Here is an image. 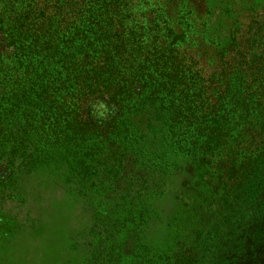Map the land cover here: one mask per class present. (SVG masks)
Wrapping results in <instances>:
<instances>
[{"label": "trees", "instance_id": "trees-1", "mask_svg": "<svg viewBox=\"0 0 264 264\" xmlns=\"http://www.w3.org/2000/svg\"><path fill=\"white\" fill-rule=\"evenodd\" d=\"M137 1L148 6L149 0H0V176L10 173L2 158L13 123L23 128L15 143L40 155L44 141L27 139L39 118L57 121L65 150L90 133L109 148L124 122L151 109L173 156L193 160L224 209L263 194L264 4L234 20L215 49L185 41L197 30L168 18L167 8L140 10ZM96 105L103 118L92 112ZM132 204L137 228L144 212ZM197 223L201 236L217 221ZM185 241L178 238L176 255L162 264H199L195 241ZM108 242L119 260L122 247L115 237ZM139 246L131 255L140 264H160V254Z\"/></svg>", "mask_w": 264, "mask_h": 264}, {"label": "rangeland", "instance_id": "rangeland-1", "mask_svg": "<svg viewBox=\"0 0 264 264\" xmlns=\"http://www.w3.org/2000/svg\"><path fill=\"white\" fill-rule=\"evenodd\" d=\"M147 3L137 1V9L167 8L168 18L197 30L198 37L185 41L217 49L226 42L230 24L264 0ZM225 44L229 47V41ZM32 90L41 92V87ZM92 112L100 119L105 109L96 105ZM130 119L110 136L109 148L90 133L68 151L58 142L57 121L39 118L27 139L44 141L40 155L25 142L15 143L23 128L11 125L5 138L12 141L2 158L10 173L0 176V264H140L131 255L139 245L160 254L162 264L176 255L178 238L195 241L192 252L201 256L199 264H264V185L263 194L224 209L193 160L173 156L151 109ZM44 123L48 131H42ZM129 202L132 211L144 212L137 228L129 219ZM201 217L217 223L200 236ZM114 237L123 249L120 262L108 242Z\"/></svg>", "mask_w": 264, "mask_h": 264}]
</instances>
